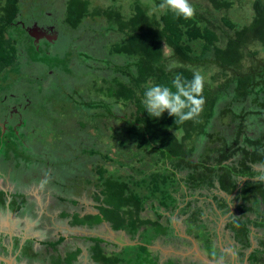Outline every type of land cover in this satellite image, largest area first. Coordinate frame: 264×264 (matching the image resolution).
Wrapping results in <instances>:
<instances>
[{"label":"rangeland","instance_id":"1","mask_svg":"<svg viewBox=\"0 0 264 264\" xmlns=\"http://www.w3.org/2000/svg\"><path fill=\"white\" fill-rule=\"evenodd\" d=\"M233 1L230 7L215 9L210 0H190L196 9L194 16L198 21L218 33L220 46H226L228 39L234 35L235 31V27L225 23L224 17H228L236 26H244L252 22L254 0ZM262 1L264 3V0ZM3 2L4 0H0V6ZM66 2L67 0H19L20 12L8 29L9 35L16 38L19 45V58L15 66L6 69L0 75V106H2V112L16 110L14 115H9L8 121L17 125H9L6 129L3 121L0 124L1 224L5 223L9 216L12 219L16 218L14 222L17 224L24 219L25 213L18 211L17 203L24 207L26 213L32 212L33 204L28 202V198H24V193L36 195L37 197L31 199L37 198L36 202H40V206H46L45 201L51 195L52 204L57 203L59 207H64V203L71 205L70 201L66 203L60 197L55 198L60 195L67 199L79 200L77 205L70 208L71 210L98 211L95 208L97 202L94 199L96 192L94 182L97 176L93 175L91 182L87 184L94 165L91 161L87 162L85 157L78 155L80 154L78 150L83 147L98 148L108 152L116 159V162L102 160L100 164L104 163L116 174L122 175H126L131 170L117 162L131 161L135 164L134 156L142 155V151H136L133 146L130 149L121 147L118 142L119 131H114L124 124L121 119L131 110L130 101L127 104L120 102L119 115L116 118L113 117L110 109L101 103L88 104L87 102L88 106L82 103L89 100L88 95L91 98L97 97L94 92L88 93L87 88L94 83L93 88L106 86L104 78L111 82L112 77L118 76L130 82V75L137 72L142 58L138 55L112 56L108 53L110 46L123 42L125 36L119 32L116 24L109 22L104 16H85L75 29L62 23L66 12L64 9ZM90 2L93 6L118 8L127 17L133 13L135 4L142 5L151 18L159 19L167 10L159 8L162 0H90ZM58 22H61L60 26ZM192 46L200 52L198 43H193ZM164 49L167 51L166 59L169 65L173 63L186 65L195 71H200L209 83L221 81L223 96L231 91V86L241 83L243 91L255 97L264 98V44L259 41L253 42L245 49V56L240 61L241 67L233 76H231L232 71H228L230 75L227 77H223L222 70L214 60V49L194 63L183 62L175 56L170 47ZM213 75L215 79L212 78ZM53 78L55 80H52ZM236 100L237 97H231L226 105H223L219 119L220 125L229 124L234 120L230 104ZM260 105L264 109V101H261ZM246 108L240 112L247 113L244 120V124H248L245 127L247 130L252 125L253 117H258L261 111L253 106H246ZM212 133L208 134L210 139L207 142L203 160L210 159L209 156L215 151L214 139L218 129ZM187 143L192 148L194 141L189 140ZM233 144L235 145L231 148L236 150L240 143L236 141ZM9 150L14 152V155L11 154L12 157L17 156L24 160L17 161L9 158ZM42 156L43 161L47 157L45 162L40 159ZM144 156V159L154 164L155 161L151 159L150 152L145 151ZM44 163L47 164L44 165ZM168 165L174 168L172 164ZM255 168L262 172L252 179L261 180L259 177H264V166ZM27 175L32 180H27L29 184L19 190L24 184L22 179ZM178 175L181 179L185 177L180 172ZM53 177L57 179L56 182L53 181ZM64 178L66 186L63 191H60L62 187L60 180L63 181ZM247 179L249 178L246 176L239 177L237 189L232 193L219 188L218 185L216 188L206 187L207 185L196 189L186 188L182 180L184 190L178 194L179 206L170 211H160L163 218L171 219V232L154 241L155 244H161L159 248L150 247L155 254L159 255L160 263L169 258L183 262L203 261L192 248L193 241L197 242V240L187 234L188 217L197 213V217L207 223L211 236L216 237L218 245L226 249V252L221 250L227 253L226 257L224 256L225 259L222 258L226 264H250L248 257L258 244H261L260 247L264 250V243H262L264 232L259 230L253 222L249 223L250 236L254 242L253 248H248L246 251L241 248V242L235 238L234 232L227 226V223L238 215L240 205L238 191L242 189ZM18 181L23 182L20 184ZM41 194L44 202L40 200ZM19 196L22 198H18ZM152 207L154 210L158 209L156 202H150L143 214L147 215L151 208L150 214L153 215ZM32 218L34 220L37 216ZM41 220L46 219L41 216ZM90 232L107 239H117V245L119 242L126 244L136 242L125 231L114 230L108 221L95 226ZM216 239L213 241L216 242ZM111 246L115 247L113 244ZM228 249L233 252L230 253ZM203 250L208 252L206 245L203 246ZM261 257L264 258V255Z\"/></svg>","mask_w":264,"mask_h":264},{"label":"trees","instance_id":"2","mask_svg":"<svg viewBox=\"0 0 264 264\" xmlns=\"http://www.w3.org/2000/svg\"><path fill=\"white\" fill-rule=\"evenodd\" d=\"M4 1L5 16L1 18L0 24V75L15 66L19 58V45L15 38L8 35V29L21 9L19 0ZM210 1L215 9L230 7L234 3L233 0ZM64 9L65 17L61 22L74 29L85 16H104L109 22L116 24L119 32L125 36L123 42L110 46L108 53L112 56L138 55L142 58L137 72L130 75V82L118 76L112 77L111 82L104 78L106 86L93 88L94 83L87 88L88 93L94 92L97 97L91 98L88 95L89 100L82 102L85 106H88L87 102L101 103L108 107L116 118L119 115L120 102L127 104L130 101L131 110L121 119L124 124L114 131H119L118 142L121 147L130 149L133 146L136 151H142L141 156H134L135 164L131 161L117 162L131 170L122 175L116 174L104 163L100 164L102 160L116 162L108 152L85 147L78 150L80 157H85L87 162L91 161L94 165L87 184L91 182L93 175L97 176L94 182V199L98 202L99 213L80 215L70 209V213L64 214L71 217L72 223L77 225L92 226L104 220L108 221L115 230H124L132 240L137 241L109 252L103 246L104 239L91 237L95 242L91 249L96 264H160L159 255L152 251L150 245L157 238L171 232V219L163 218L160 211H170L179 206L178 194L184 190L182 180L186 188L196 189L206 185L216 188L218 185L219 188L232 193L237 189V179L248 177L242 189L238 191L240 214L230 221L229 228L241 242L243 250L251 249L249 223L253 222L264 232V180L252 179L262 172L254 166H264V109L260 105L264 98L243 91L241 83L231 86V91L223 96L221 81L209 83L205 80L202 112L196 118L183 123L175 122V117L167 112L159 118L151 117L142 100L146 89L152 85H166L175 91L172 80L177 74L186 80L192 78L195 70L186 65H176L171 70L168 69L165 47H170L177 58L188 63L198 62L208 51L214 49V60L222 70L223 77L230 75L228 71H232L233 76L241 67L240 61L245 56V49L255 41L264 44L263 1L254 0L252 22L248 25L236 26L228 17L223 18L227 25L235 27L234 35L228 39L226 46L218 45V33L208 25L200 23L195 16L185 19L170 10H166L159 19L151 18L142 5L135 4L133 13L127 17L118 8L93 6L90 0H67ZM61 22L57 23L58 26ZM193 43L200 45V52L194 49ZM212 78L215 79V76ZM231 97H237V100L230 104L234 120L229 124L220 125L223 105H226ZM246 106H253L261 111L258 117H253L252 125L247 130L245 127L248 124H244L247 113L240 112L246 110ZM216 127L218 133L214 139L215 151L209 156L210 159L203 160L207 142L212 132L217 131ZM189 140L194 141L192 148L187 143ZM236 141L240 144L236 150H232L231 147ZM145 151L150 152L154 164L144 159ZM42 158L43 156L40 158L43 161ZM13 159L24 160L17 156ZM168 164H172L174 168ZM35 166L39 167L37 164ZM178 172L185 176L184 179L179 177ZM30 179L27 175L22 180L26 185L27 180H32ZM55 180L57 179L53 177V181ZM60 181L62 187L59 190L63 191L66 180L64 178ZM18 182L22 184L23 181ZM24 184L21 187H24ZM57 197L66 203L71 202L69 206L64 203L65 208H71L78 203L77 199H67L60 195L55 196ZM152 201L156 202L158 209L154 210L152 207L153 215L150 214L151 208L147 215L143 214ZM188 222L187 232L194 234L202 251L206 252L203 246H207L206 253L211 260L218 261L227 254L214 243L205 221L197 217V213L190 215ZM260 246L262 245L258 244L248 257L250 264L264 263V258L261 257L264 250ZM163 264L206 263L199 260L183 262L169 258Z\"/></svg>","mask_w":264,"mask_h":264},{"label":"crops","instance_id":"3","mask_svg":"<svg viewBox=\"0 0 264 264\" xmlns=\"http://www.w3.org/2000/svg\"><path fill=\"white\" fill-rule=\"evenodd\" d=\"M42 196L41 194L40 200L44 202V199H41ZM51 196L45 201L46 206H40V202L33 204L34 209H31L30 213L20 209L21 206L17 203L18 211L25 213V220L22 219L17 224L14 222L16 218L12 219L9 216L5 223H0V254L10 259L13 264H96L91 249L95 242L90 239L91 237L104 239L103 246L109 252L128 245L123 242L117 245V239H107L90 232L97 225L73 224L72 218L64 214L70 213V208L52 204ZM73 211L76 212V210ZM84 214L85 212L82 215ZM33 216L37 218L33 220ZM41 216L46 220L42 221ZM111 244L115 247L112 248ZM151 246L157 249L161 244H155L153 241ZM7 259L0 260V264H10Z\"/></svg>","mask_w":264,"mask_h":264},{"label":"clouds","instance_id":"4","mask_svg":"<svg viewBox=\"0 0 264 264\" xmlns=\"http://www.w3.org/2000/svg\"><path fill=\"white\" fill-rule=\"evenodd\" d=\"M159 8L170 10L185 19H191L196 13L190 0H162ZM175 66L174 63L170 64L168 69ZM204 83L205 77L200 71H194L190 80L177 74L172 80L175 91L166 85H152L146 89L142 103L151 117L159 118L167 112L175 117V122L183 123L196 118L202 112L205 102L202 96ZM221 250L226 251L223 246Z\"/></svg>","mask_w":264,"mask_h":264},{"label":"flooded vegetation","instance_id":"5","mask_svg":"<svg viewBox=\"0 0 264 264\" xmlns=\"http://www.w3.org/2000/svg\"><path fill=\"white\" fill-rule=\"evenodd\" d=\"M4 4H5V1L3 2V4H2V6H0V24H1V18L3 17V16H5V9H4ZM18 16V15H17ZM15 21V20H14ZM13 21V22H14ZM8 35H9V33H8ZM9 36H11V35H9ZM11 37H13V36H11ZM14 38V37H13ZM16 39V38H15ZM17 41V40H16ZM1 107L2 106H0V124H1V121H3L4 123H5V127H6V129H7V127L9 126V125H13V126H16L17 124H15L14 125V123L13 122H11V121H8V119L10 118L9 117V115L10 114H15V112H16V110H8V111H4V112H2V109H1ZM4 113V114H3ZM4 115H5V117H4ZM1 126V125H0ZM0 148H1V146H0ZM5 151H3V153H4ZM11 152H13V150H9L8 151V153H9V158H15V157H12V153ZM0 156H1V154H0ZM5 156V155H4ZM6 157V156H5ZM7 158V157H6ZM12 165V164H11ZM255 167H262V166H258V165H256ZM17 182V181H16ZM27 184H29V182H27L26 183V185ZM26 185L24 186V187H26ZM15 186H16V183H15ZM24 187H21L19 190H22ZM20 195H22L21 193H19ZM24 195L26 196H24V198H28V202L29 203H32V204H37V200L35 199V200H32L31 198H33V197H36V195H33L32 193H24ZM22 198V196H19L18 198ZM17 198V199H18ZM78 201V203H79V200H77ZM96 201V200H95ZM18 202V201H17ZM97 202V201H96ZM77 203V204H78ZM1 204V203H0ZM76 204V205H77ZM25 205H26V203H25ZM97 205H98V202H97ZM95 208H97V206H95ZM20 209H24V207H21ZM98 209V208H97ZM85 212V214L84 215H86V214H91L92 212L91 211H80V210H76V213H80V215H82L83 213ZM94 212V211H93ZM99 213V209H98V211H96L95 212V214H98ZM240 213H239V209H238V215H239ZM238 215L236 216V217H238ZM235 217V218H236ZM234 218H232V220H233ZM231 221V220H230ZM230 221L227 223V226L229 227V223H230ZM101 223H103V221L101 222ZM101 223H99V224H97V225H100ZM88 225V224H87ZM206 225H207V223H206ZM207 230H209L208 229V226H207ZM231 230V229H230ZM210 231V230H209ZM214 233H217V232H214ZM187 234H189L191 237L193 236L194 238H195V236H194V234H191V233H187ZM211 234V233H210ZM218 237V236H217ZM212 238H213V240H215L216 239V237H213V235H212ZM250 238H251V243L253 244V239H252V236H250ZM196 239V238H195ZM192 242V241H191ZM217 246H219L220 248H222V246H220V245H218L219 244V242H218V240L216 239V242H214ZM198 246H199V242H198ZM193 248V247H192ZM199 249H200V246H199ZM201 250V249H200ZM202 251V250H201ZM222 251H224V250H222ZM226 252V251H225ZM202 253L203 254H205L206 256H208V254L206 253V252H204V251H202ZM209 257V256H208ZM226 257V256H225ZM225 257H224V259H225ZM0 260H4V256L3 255H1L0 254ZM166 261V260H165ZM199 261H201V260H199ZM1 262V261H0ZM201 262H203V261H201ZM217 262H219V264H226L224 261H223V259H220V260H218ZM164 263V262H163ZM163 263H160V264H163Z\"/></svg>","mask_w":264,"mask_h":264},{"label":"water","instance_id":"6","mask_svg":"<svg viewBox=\"0 0 264 264\" xmlns=\"http://www.w3.org/2000/svg\"><path fill=\"white\" fill-rule=\"evenodd\" d=\"M191 238V237H190ZM253 248V246H252ZM193 250L196 252V254L204 261L206 264H219V262L211 260L210 257L206 256L205 254L202 253V251L199 249V246L196 241H193ZM230 252H233L232 250L229 249ZM7 258L4 257V260ZM7 261L10 262V264H13L10 259H7Z\"/></svg>","mask_w":264,"mask_h":264}]
</instances>
